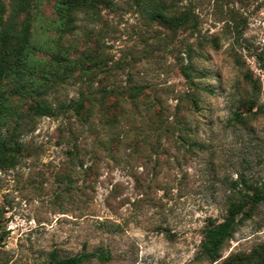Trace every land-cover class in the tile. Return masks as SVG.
<instances>
[{
    "label": "rangeland",
    "instance_id": "rangeland-1",
    "mask_svg": "<svg viewBox=\"0 0 264 264\" xmlns=\"http://www.w3.org/2000/svg\"><path fill=\"white\" fill-rule=\"evenodd\" d=\"M159 2L187 12L189 27L147 21L136 0H107L97 15L78 13L75 30L60 36L53 0L34 10V57L59 53L70 62L57 67L63 78L43 97L55 106L79 91L106 94L94 93L104 105L89 129L58 111L22 135L18 164L0 171V264L99 251L110 259L83 264H209L197 257L208 220L221 222L230 200L264 185V0H247L245 9L230 0ZM187 53L193 84L180 72ZM133 84L144 87L138 107L124 93ZM186 93L195 95V109ZM155 99L168 113L178 105L186 143L177 133L161 134L151 115L156 107L146 113L144 103ZM149 115L155 125L147 128ZM257 246H264V203L236 227L213 264Z\"/></svg>",
    "mask_w": 264,
    "mask_h": 264
},
{
    "label": "trees",
    "instance_id": "trees-1",
    "mask_svg": "<svg viewBox=\"0 0 264 264\" xmlns=\"http://www.w3.org/2000/svg\"><path fill=\"white\" fill-rule=\"evenodd\" d=\"M43 1L45 0L0 2V171L9 170L18 164L23 150L21 137L26 132L32 131L36 119L55 117L58 111L70 112L79 122L80 128L85 126L89 129L92 127L90 118L93 112L98 108L103 110L104 99L95 97V95H100L101 98H104L106 92L103 90L79 91L76 99H70L66 103H56L55 106L43 97L47 88H51L63 78L62 72L57 67L64 64L62 61L66 65L70 64L67 59H61L59 53L50 55L48 59L35 58L33 55L30 39L31 27L37 17L34 15V10ZM106 1L53 0L52 10L55 17L56 33L62 36L72 32L76 28L74 22L78 13L97 15L99 6L105 5ZM245 1L247 0H230L231 3L237 2L241 9H245ZM161 2L159 0H136V4L147 21L160 22L172 30L189 27L191 17L187 12L176 14L171 5L168 6ZM236 15L234 12L231 24L239 36L241 31L238 29L239 23L235 20ZM238 18L240 22L241 15ZM194 28L195 23L191 26V29L194 30ZM207 43L213 48L218 46L215 39H211ZM194 54L201 56L200 53L194 52ZM186 56L187 63L181 67L180 72L188 83L193 84L192 80L197 78L196 69L191 63L193 56L191 53H187ZM91 60L93 58L89 57L88 61L91 62ZM63 72H65L64 69ZM47 76H50L53 81H49ZM143 88L141 85L133 84L124 92L134 107H138L136 100L142 95ZM122 93L123 91H118L115 95L118 96ZM91 94L94 96L90 97ZM185 99L192 104L194 109L196 108L197 99L193 93H186ZM25 103L26 105H24ZM144 104L147 114L156 107L158 114L152 111L151 115L156 117V127L161 131V134L176 136L177 133L176 137L182 144L187 142L185 135L188 127L180 113V108H177L178 105L175 106L174 113H168L167 105H164L160 99H155L152 102L147 101ZM253 104L252 102V105L247 109L248 112L252 111ZM237 117L238 113H235V118ZM100 121L103 125H107L106 121H102V119ZM145 124L147 128L152 127V124L155 125L150 115L146 117ZM70 132L71 137L73 133ZM101 142L100 140L98 143L102 144ZM252 191L251 196L246 195L245 198L230 200L221 222H216L213 219L208 220L203 229L202 240L197 252L198 258H204L209 264L221 259L224 244L232 238L236 227L250 219L257 206L264 203V185L254 187ZM91 259L107 262L110 257L104 251L65 258H60L56 252H52L49 260L44 264H83ZM223 264H264V246H257L247 254L231 255L223 259Z\"/></svg>",
    "mask_w": 264,
    "mask_h": 264
}]
</instances>
